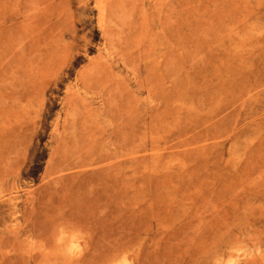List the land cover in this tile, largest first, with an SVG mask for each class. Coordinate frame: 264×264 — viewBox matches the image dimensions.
<instances>
[{
    "label": "rangeland",
    "instance_id": "rangeland-1",
    "mask_svg": "<svg viewBox=\"0 0 264 264\" xmlns=\"http://www.w3.org/2000/svg\"><path fill=\"white\" fill-rule=\"evenodd\" d=\"M0 264H264V0H0Z\"/></svg>",
    "mask_w": 264,
    "mask_h": 264
},
{
    "label": "bare ground",
    "instance_id": "bare-ground-1",
    "mask_svg": "<svg viewBox=\"0 0 264 264\" xmlns=\"http://www.w3.org/2000/svg\"><path fill=\"white\" fill-rule=\"evenodd\" d=\"M102 7H104V5H102ZM103 9H105V8H103ZM104 11V10H103ZM104 14H105V12H104ZM105 17V16H104Z\"/></svg>",
    "mask_w": 264,
    "mask_h": 264
}]
</instances>
